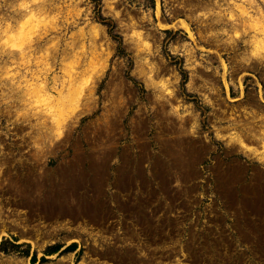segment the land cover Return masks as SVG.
<instances>
[{"label": "rangeland", "instance_id": "obj_1", "mask_svg": "<svg viewBox=\"0 0 264 264\" xmlns=\"http://www.w3.org/2000/svg\"><path fill=\"white\" fill-rule=\"evenodd\" d=\"M18 1L0 0V19ZM43 1L30 6L58 25L29 68L0 53L18 70H0V264H264V53L249 55L251 29L232 35L233 0ZM81 41L72 104L51 84ZM47 45L56 99L28 102L15 83Z\"/></svg>", "mask_w": 264, "mask_h": 264}, {"label": "bare ground", "instance_id": "obj_2", "mask_svg": "<svg viewBox=\"0 0 264 264\" xmlns=\"http://www.w3.org/2000/svg\"><path fill=\"white\" fill-rule=\"evenodd\" d=\"M32 1H35V2L41 1V3H42L43 0H19L16 4H12V5H17L18 8H19V10L18 9L17 10L15 9L16 12H17V15H10V16H8L6 18L2 16L1 19H0V39L2 38V40H5L6 41L9 38H13L15 40V42L14 43L12 42V45L8 49L7 48L5 49V47L2 46L0 48V53L7 54V56L11 58L10 61L13 60V62H16V65L22 64L23 66H26L27 68H29L28 65H29V63L31 61V57L33 55V54L31 55V52H32V46H34L33 42H34L35 38L36 37L39 38L41 36H44L43 34H46L50 29H53V28L57 27V25H58L57 22H56V19H58V13L57 12L49 13L48 14L44 9H41L40 8L42 6L39 7L40 9L39 8H36V7L33 8V6H30L32 4L31 3ZM261 1L264 3V0H261ZM47 15L49 17L46 19V24L45 23L42 24L43 26H39V27H35V26H33V27H27L28 24H25L27 21H31V20H34V19L40 20L41 18H43V16H47ZM221 17L222 16L219 15V17L216 20H219ZM226 19H228V21H230V26L232 28V35L233 36L239 37L243 33H246L247 30H250V29L252 30V33L250 34L251 37L249 39H247L249 41V43L251 44V49H250L249 55L250 54L251 55H254V56H256V58H257V56H262L263 53H264V8H263V6H261V4L259 3V1H257V0H233V8H229L227 10ZM183 25H184L183 28H188L187 24H183ZM98 27L96 26V24L95 25L94 24H91L90 33L94 37L97 36V35H99V30L101 28H98ZM223 30H225V28ZM78 31H79V35L81 37H84L85 36V33L86 32H84V29L82 27H80ZM132 33L134 35H136V38H138L139 46L141 45L142 47H149V42L147 40L143 39V37H141V31L136 30L134 28L132 30ZM189 35L191 37H193V34L191 32L189 33ZM244 37H245V35H244ZM74 38H76V37H74ZM73 41H74V39H73ZM0 43H1V40H0ZM53 43H54V41H53ZM3 44H6V43H3ZM54 44L56 45V42ZM93 45H95V44H93ZM51 49L52 48L49 45H47L45 47V49L43 50V52H41L37 56L34 55L33 57H35V61L38 63V68L36 66L37 69L34 68L35 70H32V72H30L31 75L29 77H26L25 75L20 76L18 78V80H17V83H15V84L19 85L20 94L23 96V98L25 100L27 99L28 102H29V98H28L29 95L28 94L32 90H37L38 91V96H42L45 93V94H47L45 97H50V98H53V99L55 98L56 99L55 96H51L50 95L51 93L49 92L48 85H47V71L52 68V64H51L52 63L51 62L52 60L49 59L50 56H51V54H52L51 53ZM84 51H85V44H84L83 41H81L80 51L78 49H76V50H74V51L71 52L72 54L70 55V57H65L64 56V58H67V59L64 60L63 66H62L65 76L63 78H61V79H58L56 77H53V82L51 84V87L54 88V89H56V87H57L56 85L57 84H60V87L61 88L65 87V86H67V87L69 86L70 89H68L67 92H66V94H64L65 95L64 99L65 100H68L71 103L73 102V100H75V101L76 100H79L78 97H80L81 95L84 94V93H82L83 88H81L82 87L81 85H79V86L76 87V88H78V87L81 88V89L80 88L78 89L79 91H77V90L75 91L74 90V87H75L76 82H77L76 81V75H77V71H78V69L76 68V66L78 64H80L81 55H82V53ZM15 53L17 55L16 57H18V60H15L14 59L15 58V55H14ZM91 53L92 54L89 56V58L87 60V63L88 62H92L94 60V58L98 55V52L95 49H92ZM241 57H245V56H241ZM39 64H40V66H39ZM14 66L15 65L8 64L6 62H4L3 64H1L0 65V70L1 69L4 70V73H5V74H2V75H4L5 77H8L9 76L13 80L14 77H15V72L18 71V70H16V71H13L12 70V69H14ZM85 68L89 69L88 67H85ZM22 77H23V79H22ZM2 79H3V76H2ZM19 88H18V90H19ZM59 92H60V90H59ZM7 95H9V94H7ZM21 95H20V97H21ZM75 96H77V97H75ZM20 97H19V99H23L22 97L21 98ZM72 104H75V103H72ZM78 105L77 106L75 105V106L78 107ZM79 107H81V106H79ZM74 109H75V107H74ZM24 110L25 109H22L21 111L22 112H25L26 110L25 111ZM33 111H37V110H33ZM69 112H72V111L70 110ZM35 113H33V114L35 115ZM39 114H42V113L39 112ZM39 121H41L42 123H45V122H43V120H39ZM61 127H63V122L61 120H59L58 118H52V129L53 130H52V134L51 135H53V137L54 136H57L58 137L60 135H63L62 134L63 133V130H62ZM64 127H65V125H64ZM261 133L263 134V137H264V128L262 129V132ZM232 137H235L237 139V141L240 143V145H242V146H244L246 148H249L251 150L253 149V151H255V152L257 151V149L255 147L249 145V143L247 144L241 138V136L239 135V133H236V132L233 133ZM52 139L53 138L50 137L49 138V141L51 142ZM261 146H262V148H261V153H262L261 156L264 157V140L262 141ZM47 148H48V146H47ZM39 149H41V147ZM41 157H43V156H41ZM43 159H44V157H43ZM40 177H42V176H40ZM43 180H45V179H43ZM7 263H8V261H7Z\"/></svg>", "mask_w": 264, "mask_h": 264}, {"label": "flooded vegetation", "instance_id": "obj_3", "mask_svg": "<svg viewBox=\"0 0 264 264\" xmlns=\"http://www.w3.org/2000/svg\"><path fill=\"white\" fill-rule=\"evenodd\" d=\"M10 219H8L9 221ZM95 264H119V263H114V262H104V261H96L94 262ZM149 263V262H148ZM153 264V262H150ZM121 264H147V262H139V263H121Z\"/></svg>", "mask_w": 264, "mask_h": 264}]
</instances>
